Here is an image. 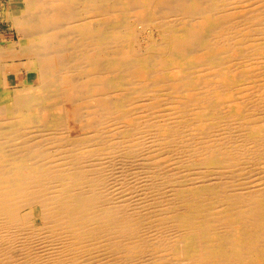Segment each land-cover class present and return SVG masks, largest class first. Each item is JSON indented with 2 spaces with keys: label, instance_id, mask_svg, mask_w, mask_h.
Masks as SVG:
<instances>
[{
  "label": "bare ground",
  "instance_id": "obj_1",
  "mask_svg": "<svg viewBox=\"0 0 264 264\" xmlns=\"http://www.w3.org/2000/svg\"><path fill=\"white\" fill-rule=\"evenodd\" d=\"M21 2L0 264H264V0Z\"/></svg>",
  "mask_w": 264,
  "mask_h": 264
},
{
  "label": "rangeland",
  "instance_id": "obj_2",
  "mask_svg": "<svg viewBox=\"0 0 264 264\" xmlns=\"http://www.w3.org/2000/svg\"><path fill=\"white\" fill-rule=\"evenodd\" d=\"M9 6L13 9L20 8L22 6V2L21 0H10V3H8V0L6 1L0 0V39L6 38V37L10 38V35L12 32V28H10L9 22L5 19L6 9ZM35 76H36L35 70L25 71L24 69H22L16 72L8 73L7 81H8L9 86H14L16 82L24 83L25 79L28 81V84L29 83L36 84L34 81Z\"/></svg>",
  "mask_w": 264,
  "mask_h": 264
}]
</instances>
